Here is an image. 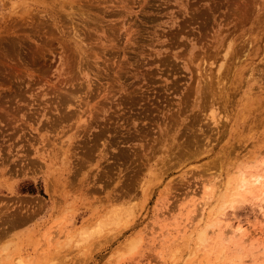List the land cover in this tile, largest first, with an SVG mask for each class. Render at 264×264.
<instances>
[{
    "label": "rangeland",
    "instance_id": "374dc122",
    "mask_svg": "<svg viewBox=\"0 0 264 264\" xmlns=\"http://www.w3.org/2000/svg\"><path fill=\"white\" fill-rule=\"evenodd\" d=\"M0 264H264V0H0Z\"/></svg>",
    "mask_w": 264,
    "mask_h": 264
},
{
    "label": "bare ground",
    "instance_id": "6f19581e",
    "mask_svg": "<svg viewBox=\"0 0 264 264\" xmlns=\"http://www.w3.org/2000/svg\"><path fill=\"white\" fill-rule=\"evenodd\" d=\"M244 172H245V171H244ZM51 182H52V180H51ZM52 183H53V182H52ZM227 186H228V184H227ZM237 187H238V186H237ZM236 189H237V188H236ZM228 192H229V191H228ZM220 193H221V192H220ZM24 218H25V217H24ZM18 219H19V218H18ZM18 219H17V220H18ZM25 219H26V218H25ZM21 221H22V220L19 219L18 222H21Z\"/></svg>",
    "mask_w": 264,
    "mask_h": 264
}]
</instances>
